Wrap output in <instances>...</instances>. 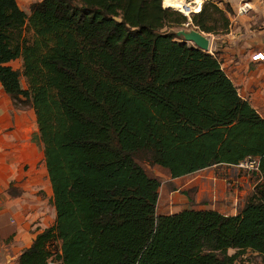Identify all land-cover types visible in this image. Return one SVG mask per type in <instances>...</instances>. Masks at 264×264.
<instances>
[{
	"label": "trees",
	"instance_id": "1",
	"mask_svg": "<svg viewBox=\"0 0 264 264\" xmlns=\"http://www.w3.org/2000/svg\"><path fill=\"white\" fill-rule=\"evenodd\" d=\"M207 1L193 25L227 34L233 9ZM185 4L43 0L28 14L0 0V82L35 112L56 211L18 264H244L249 253L264 264V117L218 53L164 31L186 23ZM18 59L22 70L8 65ZM247 159L263 184L237 216L159 215L161 181L141 165L175 180Z\"/></svg>",
	"mask_w": 264,
	"mask_h": 264
},
{
	"label": "crops",
	"instance_id": "2",
	"mask_svg": "<svg viewBox=\"0 0 264 264\" xmlns=\"http://www.w3.org/2000/svg\"><path fill=\"white\" fill-rule=\"evenodd\" d=\"M16 1L22 11L30 14V7L43 0ZM214 2L221 9H225L226 5H230L233 9V15H230L229 32L218 36L219 40L227 43L218 54L222 68L238 89L240 97L248 101L264 117V62L252 61L253 55L264 48V0H214ZM243 2H247L251 9L246 15H238V8ZM8 65L13 69L22 70L23 61L18 59ZM24 82L26 84L25 79ZM20 111L14 107L11 97L0 82V257L3 261H8V257L12 256L15 258V264H18L19 257L34 240L26 239V222L22 224L25 214L27 215L26 204H23L26 199L24 191L18 197H14L10 192L12 186L20 190L24 188L22 182H24L25 170L17 171L19 165L16 161V151L19 147L30 146L28 141L24 142L23 137H19L26 133L22 131V123L19 122L22 118ZM30 172L34 173V168ZM252 173L254 172L237 166H214L196 173L195 177L205 176L211 179L210 181L214 183L209 182L212 189L217 190V187H220L224 190L230 184L236 188L229 193H226V189L224 194L220 192L217 199L219 201L203 210L216 211L226 216H237L239 209L255 192L256 187L263 184L259 173ZM228 180L230 184H227ZM239 186L244 190L239 191ZM13 220L16 222H12ZM7 242L10 243L8 246ZM22 245H25L24 249L20 248ZM234 253V250L230 251V254ZM0 264L5 263L0 262Z\"/></svg>",
	"mask_w": 264,
	"mask_h": 264
},
{
	"label": "rangeland",
	"instance_id": "3",
	"mask_svg": "<svg viewBox=\"0 0 264 264\" xmlns=\"http://www.w3.org/2000/svg\"><path fill=\"white\" fill-rule=\"evenodd\" d=\"M185 2L187 3L186 5H190L193 8L192 13L188 14V16L185 15L184 11L180 8V13L187 17L186 23L183 25H176L174 22H169L167 27L164 29L165 32L175 34V40L180 43H187L184 36L177 35L181 31H185L188 34L192 31H200V29L193 25L192 17L196 13L200 12L204 4L209 1L185 0ZM203 35L211 40L210 50L206 51V53H210L212 55L217 53L219 54V51L227 44L219 40L218 36L214 34L204 32ZM187 44L191 47L199 49L194 43L188 42ZM24 79L25 78L21 77L22 88L27 90V82L25 84ZM20 112H22V118L19 122L22 123V131L26 133L19 135V137H23L22 139H24V142L28 141L30 148L19 147L16 151V161L19 165L17 171L22 172L23 169L25 170V173H23L25 178L24 182H22L24 188L20 190L19 188L12 186L10 192L14 197L21 196L23 191L25 193L26 199H24L23 204H26L25 210L27 215L25 214V220L22 221V224H25L26 222L25 237L29 241L30 239H34L35 235L54 225L56 220V211L53 204V190L48 176L43 143L40 138L35 112L30 107H25ZM32 147L33 150L31 149ZM141 165L149 175L156 177L161 181L162 186L160 189L157 209V213L159 215L173 214L185 209L203 210L204 208L214 204L216 201H219L217 199L220 192L224 194L225 189L226 193H229L232 189H236L232 186L233 184H230V180L227 181V184L229 183L231 186L227 185L224 190L217 187L216 190L210 187L209 182L212 184L214 183L210 181L211 179H208L205 176L195 177L194 174L192 176L174 180L171 179L168 173L158 167L150 166L146 162H141ZM32 168H34V173L30 172ZM238 188L239 191L244 190L243 187L239 186ZM12 222L15 223L16 221L13 220ZM6 244L8 246L10 243L7 242ZM20 248L24 249L25 245H22ZM50 248L56 259V255L61 252V243L54 242ZM245 259L244 264H262L261 258L257 255L249 254L245 257ZM0 262L5 264H15V258L11 256L8 257V261H3L0 257Z\"/></svg>",
	"mask_w": 264,
	"mask_h": 264
},
{
	"label": "built area",
	"instance_id": "4",
	"mask_svg": "<svg viewBox=\"0 0 264 264\" xmlns=\"http://www.w3.org/2000/svg\"><path fill=\"white\" fill-rule=\"evenodd\" d=\"M251 7L250 5L245 2L241 4V6L238 8V15H246L250 11ZM253 62H264V48L261 51H258L255 53L252 57ZM237 167L243 170H247L250 172H256L259 171V163L257 159H247L240 163ZM53 264V263H50Z\"/></svg>",
	"mask_w": 264,
	"mask_h": 264
},
{
	"label": "water",
	"instance_id": "5",
	"mask_svg": "<svg viewBox=\"0 0 264 264\" xmlns=\"http://www.w3.org/2000/svg\"><path fill=\"white\" fill-rule=\"evenodd\" d=\"M189 25V24H188ZM204 32L201 31H192L191 33H186L185 31H181L178 33V36H184L186 42L194 43L200 50L206 52L210 50L211 40L203 35ZM186 43V44H187Z\"/></svg>",
	"mask_w": 264,
	"mask_h": 264
},
{
	"label": "bare ground",
	"instance_id": "6",
	"mask_svg": "<svg viewBox=\"0 0 264 264\" xmlns=\"http://www.w3.org/2000/svg\"><path fill=\"white\" fill-rule=\"evenodd\" d=\"M181 9L184 11L185 15H187V16H188V14L192 13V11H193V8L190 5H186V4L181 6Z\"/></svg>",
	"mask_w": 264,
	"mask_h": 264
}]
</instances>
